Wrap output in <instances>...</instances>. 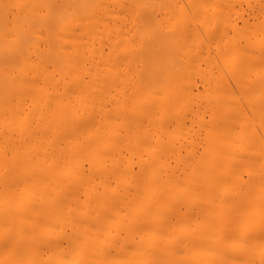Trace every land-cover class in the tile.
<instances>
[{
    "label": "bare ground",
    "instance_id": "6f19581e",
    "mask_svg": "<svg viewBox=\"0 0 264 264\" xmlns=\"http://www.w3.org/2000/svg\"><path fill=\"white\" fill-rule=\"evenodd\" d=\"M0 264H264V0H0Z\"/></svg>",
    "mask_w": 264,
    "mask_h": 264
}]
</instances>
